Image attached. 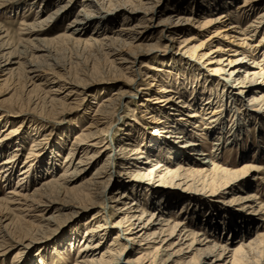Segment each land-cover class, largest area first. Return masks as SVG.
I'll use <instances>...</instances> for the list:
<instances>
[{
  "label": "bare ground",
  "instance_id": "bare-ground-1",
  "mask_svg": "<svg viewBox=\"0 0 264 264\" xmlns=\"http://www.w3.org/2000/svg\"><path fill=\"white\" fill-rule=\"evenodd\" d=\"M104 1L85 0L84 12L75 16L69 24V30L61 37V40L66 45L73 43L79 49H90V51L96 49L108 56L112 52V56H121L122 63H127V58H122L123 55L119 54L124 52V48L143 38L135 30L140 25H122L115 32L117 33L115 38H108L107 35L103 39L94 37L98 33L103 34L105 31H110L112 27V23L103 20V18L110 19L111 16L102 18L94 16V13L98 11V5L106 3ZM128 1L126 0V2ZM145 1L149 0H137L139 3L134 6L131 3V12L134 14L141 13L143 18H147L154 6L151 3L148 6ZM236 1L193 0L191 1L192 7L189 5V7L182 9V6L177 5L168 19H165L162 23L167 27H165L167 30L173 29L176 32H181L178 38L184 39L182 34H185L190 23L194 22V18L190 15L199 18L197 29L204 32L209 31L216 24L213 19L214 15H220V19L228 18L232 20L233 24L237 25L233 27L235 30L230 33V38L241 43L238 44L237 48L230 47L231 49L224 50L230 52L235 48V55L238 56H230L229 64L224 67H230L228 69L230 75H238L241 68L245 67L241 64L242 59H255L258 54H263L264 58V46L257 47L252 42L253 35L264 32V2L262 0H244L243 3H237ZM112 2L113 0L109 2L110 5H112ZM126 2L116 3L112 6V11H123ZM62 7H65V5L53 14L56 16L51 15L47 19H40L28 25L26 28L27 34L32 35L35 31L42 30L47 26V23H51L53 20L56 21L57 14ZM194 7L195 9H193V13L191 11L189 17L184 16L188 9ZM260 9L263 10L258 13V17L251 21L252 23H249L250 25L248 24L247 28H242L240 18L247 20ZM219 11L223 12L217 14ZM125 21L126 19L122 20V22ZM92 27L94 32L96 30L98 32H95L88 40H81L79 37L87 33L88 29ZM4 34L6 33L0 28V72L7 71V75L12 79L16 75V71H22L26 84L28 82L35 84V81L42 78L40 71L37 69L38 67L36 68L37 65H34L36 56L42 54L41 57L49 58L51 53L44 46V43H41L45 41H38V44L31 45L30 41L21 40V49L17 47L13 49L8 40L5 41L7 35ZM183 41L186 42V40ZM189 41L190 39L187 43ZM225 47H229V45H225ZM149 51H152V49ZM111 62L114 64L113 61ZM14 65H17L19 70L14 69ZM263 66L264 59L261 64L256 63L246 69V72H249V79L247 78L241 82L244 91L239 93L255 94L258 90H261V98L250 97L252 102L258 105H264ZM158 71L160 74L164 73V75H160L162 77H159V92L167 95L161 101L172 105L174 100H178L177 105L182 104V106L176 105V110L171 114H162L163 112L160 114L161 110H158V118L156 117L155 120L159 121L160 126L156 129V140L147 141L144 135L135 130V133L129 131L123 134H127V137L131 136L130 138L121 136L116 142H107L101 150H96V145L89 144L95 140L96 135L83 134L81 130L79 136L75 138L76 141L70 144L69 147H65L68 148L69 152L65 156L60 176H56L55 180H51L36 189L34 194L39 199H33L32 201L28 200V195H21V192L28 191V183L33 182L31 174L36 172L38 168L45 170L47 175L51 170L54 173L56 169L54 168L55 160H49L50 163L44 160L42 167L37 166V169L34 167L33 170L31 165L33 152L30 153L18 176V185L20 184V186L9 192L5 198L0 199V214L4 211L19 212L16 226L8 223L3 227L2 222L0 223V248L5 249L4 247L7 245L5 242L8 240L12 242L14 239H18V242H20L31 235L26 233L17 237V233L14 231H16V228L19 229L20 226L30 225L34 232L35 230L44 232L52 221L60 218L56 214L60 215L62 212L68 211L70 206L83 210L100 206L101 210L96 214L94 213L89 221L86 219L80 222L72 232L73 234L61 242L54 253H57V251H63V253L72 251L78 243H82L75 255L74 264H264V233H262V230H257L255 237L250 236L254 228H264V204L257 203L260 198L255 192L245 193V191H250L252 188L251 178L260 175L263 170L253 165L254 163L244 162L240 171L231 172L224 169L226 167L220 166L217 161L225 149L227 150L228 147L233 146L240 147V150H242L239 160L244 161L250 158L249 152L257 157V160H262L263 153L258 149L251 150L246 143V137L250 131V123L263 124L264 117L257 114V111H249L248 109H251V106L249 107L246 103L244 105L242 99L239 100L231 94L228 98L225 97V93L223 91L220 93V90L216 87L205 86L200 89L199 84H197L198 88L190 84L188 89L189 82L187 88L184 86L185 82L178 83L181 88L184 87L183 89L190 92L188 95H184L179 90L181 88L171 82L172 77L168 76L170 75L168 72L162 69H158ZM151 74L153 73H147L148 79L158 78L152 77ZM166 81L167 87L162 85ZM183 81L185 80L183 79ZM229 90L231 91L232 88H227L228 93H230ZM122 97L126 98L125 95ZM122 97L120 96L116 100L119 107L124 102ZM54 100L52 98L51 103ZM113 102L114 100L106 99L100 102L99 107L103 108L99 112L106 119L111 114L108 112L116 113L117 111V107L113 105ZM163 118L165 121L161 120ZM113 126L112 123L106 129L107 135L112 131ZM8 135L5 139L8 138ZM259 135V147L262 148L263 130L259 132ZM80 137L82 138L78 140ZM204 141H207V143L204 144ZM209 143L212 144V149L208 151L205 150L204 145L208 146ZM1 146L0 181L4 178L5 182H8L11 181L14 165L17 161L18 154L16 155V152L24 149V145L22 140H18V150H14L6 159H2L6 155V151ZM5 147L8 148L9 144ZM256 147L258 146H254V148ZM102 154H106L105 161L95 171L93 177H90V180H84L83 182H87L81 183L83 185L78 187L74 185L70 189V185L76 184L91 173L90 171L94 169ZM188 161L193 165L188 164ZM116 164L119 165L120 168H118L121 173L116 172ZM174 165H176L175 169ZM144 166H147L146 173H142ZM118 175L136 176L137 178L151 180L153 183L168 181L178 186L215 188L212 190L222 189L226 194L219 197L220 200L216 203L209 202L199 207L196 202L190 199H181L172 196L168 192L161 193V191L152 187L149 191L146 188L143 189L144 187L139 186V184L130 185L128 182L120 180ZM43 176L41 173V177ZM111 184L116 186V192L113 194L115 196L113 197H110L108 193ZM19 189L21 191H18ZM122 190L125 191L122 192ZM234 192L237 193V196H233L231 201L228 202L237 201L241 208L233 212L231 209L223 207V204L228 199L226 195ZM61 196H64V198L59 200L58 206L52 207V201L58 200ZM126 200L131 202L126 208L121 209L118 208V205H112L115 211L122 213V218L115 224L110 225L107 222L108 219H104L105 216L103 215L106 204L110 201H112L111 203L122 204ZM39 209L41 211H38ZM49 211H52L54 215L44 220L43 213ZM35 212H41L42 215H34ZM75 212H73V215ZM43 222H47V225L41 226ZM84 227L86 229L81 235V229H84ZM113 232L115 233L114 243L103 247L104 245H101L102 240H105ZM80 237L81 240L79 241ZM239 238L242 241L238 243L237 248H234L233 245L237 243L236 240ZM220 239H224L226 244L222 245ZM116 241L120 243L125 241L124 250H126V247L128 248V244L133 243L135 248L132 252L135 255L124 262L122 258L124 252H118L121 245ZM16 258H19L18 255L15 256ZM36 264L46 263L43 258H40Z\"/></svg>",
  "mask_w": 264,
  "mask_h": 264
},
{
  "label": "rangeland",
  "instance_id": "rangeland-1",
  "mask_svg": "<svg viewBox=\"0 0 264 264\" xmlns=\"http://www.w3.org/2000/svg\"><path fill=\"white\" fill-rule=\"evenodd\" d=\"M111 1L112 0H105L104 2L107 4L98 5V11L94 13V16L99 18L111 16L110 19L103 18L104 21L106 20L105 22L112 23L110 31H105L103 34L98 33L96 36L94 34L98 32V30L94 32L92 27L79 38L81 40H88L93 35L94 37H98V39L106 38L105 35H107V37L109 36L108 38H115L117 34L115 32H117L122 25H140V27H136L135 30L143 38L140 41L134 42L129 47L124 48V52L119 54L123 55L122 58H127V63H122L121 56H112V52L110 56H108L96 49H94V51H90V49H79L75 47L73 43L66 45V43L61 40V37L69 30V24L73 21L75 16L84 12L83 6L85 0H0V28L6 33L4 35H7L5 41L8 40L13 49H16V47L21 49V40L30 41L31 45L38 44V41H45L41 43H44V46L51 52L49 58L41 57L42 54L36 56L34 65H37L36 68L38 67L37 69L40 71L39 73L42 75V78L35 81V84H32V82L26 84L23 77L24 73L22 71H16L19 70L17 65L13 66V68L16 69V75L12 79L7 75V71L0 72V145H2L1 148L6 151V155L3 156L2 159H6L14 150H18V140H22L24 145V149L16 152L18 157H16L17 161L14 165L11 181L5 182L4 178L0 181V199L5 198L9 192L14 191V189L20 186V184L18 185L19 173L25 166V161H27L29 154L33 152L31 160L33 170L34 167L36 169L37 166L42 167L41 165H44V160H55L54 168L56 169L54 173L51 170L47 175L45 170L38 168L36 172L31 174L33 182L31 184L28 183V191L21 192V195H28V200L31 201L33 199L38 200L39 197H36L34 194L35 190L41 187V185L55 180L56 176H60L64 166L65 156L69 152L68 148L65 147H69L70 144L76 141L75 138L79 136L78 134L81 130L83 134L91 133L92 135H96L95 140L89 143L96 145V150H101L102 146L107 142H116L121 136H123V138H130L131 136L127 137V134L123 135L125 132L129 131H131V133H135V130L140 132V134L146 137L147 141L156 140V129L160 126L159 121L157 122V120H155L156 117L158 118V110H161L160 114L162 112V114H171L176 110L178 102V100H174V103L172 102L171 105L161 101L163 97L167 95L159 92V77H162L160 75H164V73L160 74L159 71L157 72L158 69L168 72V74H170L168 76L172 77L171 82L177 84L178 88H181L178 83L184 82L186 88L189 82L188 89L190 88V84H193L196 88H198L197 84H199L200 89L205 86L216 87L220 90V93L222 91L225 93V97L228 98V96L234 95L235 98L239 100L242 99L244 105L246 103L249 107L251 106V109H248L249 111H257V114L264 117V105L254 104L252 99H250V97L252 98L253 96L261 98V90H258L255 94H239L240 91H244L241 82L245 81L247 78L249 79V72L247 73L246 69L250 68L249 66H254L256 63L261 64L264 59L263 54H258L255 59H242L241 64L245 67L241 68L238 75H230L228 72L230 67H224L229 64L230 56L238 57L235 55L234 49L241 43L236 39L230 38V33L235 30L233 27L237 25L233 24L232 20L228 18L220 19V15H214L213 19L216 21V24L209 31L204 32L197 29L199 18L190 15L191 11L193 13L195 7L190 10L188 9L184 16L189 17L190 15V17L194 18V22L190 23L188 31L182 34L184 35V39H181L178 38L181 32H176L173 29L167 30V27L162 21L168 19L177 5L182 6V9L187 8V6L189 7V5L192 7L193 4L191 1L193 0L145 1V3H148V6L151 4L154 6L147 18H143L141 13L134 14L131 12L132 6H130V4L132 3L131 5L133 6L136 4L138 5L139 2H137V0H127L128 2H126V0H113L112 5H110L109 2ZM262 1L264 2V0ZM119 2H126V7L123 8V11H112V6ZM236 2L243 3L244 0H237ZM63 5H65V7L60 9L56 21L53 20V22L47 23V26L40 31H35L32 35L27 34L26 28L28 25L40 19H47L55 14ZM262 10L263 9H260L254 12L247 20L240 18V25L242 28H247V25L249 23L251 24V21L258 17V13ZM222 12L223 11H219L217 14ZM123 19H126V21L122 22ZM189 39L190 41L187 43ZM183 40H186V42ZM252 40L255 46H264V32L253 35ZM225 45H229V47H225ZM230 47L235 48L230 52L224 51L225 49H231ZM150 49H152V51H149ZM111 61H113L114 64H112ZM262 68H264V66ZM149 72L153 73L151 74L152 77L158 78L148 79L147 73ZM183 79L185 81H183ZM162 85L167 87V81L166 83L163 82ZM229 87L232 88L231 91L229 90L230 93L227 91ZM183 88L179 89L181 93L188 95L190 92ZM123 95H125L126 98L122 97ZM120 96L124 98V102L122 100L123 105L120 104L119 107L116 100H118ZM52 98L55 99L53 103H51ZM105 99L114 100L115 103L113 102V105L117 107L116 113L108 112L111 114L107 119L99 112L100 109L103 108L99 107L101 105L100 102ZM177 106L181 107L182 104ZM160 114L159 116L162 117ZM161 120L163 121L164 118ZM112 123L114 125L111 129L112 131L107 135L105 131ZM250 126V131L246 137V143L251 150L258 149L264 155V136L262 148L259 147L258 142V136H260L259 132L262 130L264 132V122L263 124L256 125L252 122ZM8 133L10 134L8 135ZM7 135L8 138L5 139ZM81 138L82 137L78 140ZM9 141L11 142L9 143ZM205 143H207V141H204V144ZM8 144L9 147L6 148L5 145ZM254 146L258 147L254 148ZM204 147L205 150L209 151L212 149V144L209 143L208 146L204 145ZM96 150L94 149V151ZM241 151L240 147L237 146L228 147L217 160L218 164L222 167H226L224 169L231 172L240 171L243 168L244 162L254 163L253 165L262 168L263 172H261L260 175H256V177H252V180H250L252 190H247L245 193L255 192L258 198H260L257 200V203L264 204V157L262 160H257V157L253 156V154L248 151L250 158L242 161L239 160ZM105 158L106 154L100 155L95 165L96 168L94 167V169L90 171L91 173L76 184L70 185V189H72L74 185L75 187L76 185L77 187L83 185L81 183H86L87 181L83 182L86 179L90 180V177H93V174L96 173L95 171L103 165ZM187 163L191 164L189 161ZM192 165L193 163L191 166ZM171 166L173 167V165ZM175 166L176 165H174V169ZM118 167L119 165L116 164V172L121 173V170H119L120 167ZM146 172L147 166H144L142 173ZM41 173L42 176L44 175L43 177H41ZM118 177L120 180L128 182L130 185L139 184V186L144 187L143 189L146 188L149 190L150 187H152L161 191V193L168 192L172 196L181 199H190L196 202V205L199 207L209 202L212 204L216 203L220 200L219 197L226 194L222 189L212 190L215 188L178 186L168 181L153 183L151 180L137 178L136 176L132 177L130 175H118ZM108 189L109 196H115L113 194L116 192V186L111 184ZM18 191H21V189ZM124 191L125 190H122V192ZM233 196H237V193L234 192L226 195L228 199L224 203L225 205L223 204V207L231 209L234 212L239 210L241 206L237 201L228 202L229 200L231 201ZM62 198H64V196L59 197L58 200H53L51 206H58L60 203L59 200ZM111 202L112 201L106 204L103 215L105 216L104 219H108L107 222L113 225L122 218V213L120 211H115L112 205H118V208L123 209L128 207L131 202L130 200H126V202L122 204ZM68 209V211L62 212L60 215L56 214L60 218L56 221H52V223L47 226L48 228H43L45 229L44 232H38V230L34 232L30 225L20 226L19 229L16 228L14 232L17 233H15L17 237L26 233H30L31 235L22 239L20 242H18V239H14L12 242L9 240L5 242L7 243L4 247L5 249L0 248V264H36L39 262L40 258H43L46 264H74L75 255L78 253L82 243H78L74 250L66 253H63V251L54 253V251L58 249L61 242L68 239V236L73 234L72 232L78 227L80 222L86 219L89 221V218H91L94 213L96 214L101 210V208L99 206L88 210L77 208L76 210L70 206ZM38 211L41 210L39 209ZM74 211L76 212L73 215ZM18 213V211H4L1 213L0 223L2 222V226L4 227L8 223L15 224L16 226ZM33 214L42 215L41 212H35ZM43 215L44 220H47L54 215V213L49 211L43 213ZM46 223L47 222L41 223V226L47 225ZM85 229L86 227L81 229V235L84 233ZM257 230H262V233H264V228H254L250 235L252 238L253 236L255 237ZM114 237L115 233L113 232L108 235L105 240H102L101 245L106 247L114 243ZM80 240L81 237L79 238V241ZM241 241V238L237 239V243L233 245L234 248H237L239 246L238 243ZM116 242L121 245L118 252H124L122 257L124 262L135 255L132 252L135 248L133 243L128 244V248L126 247V250H124L125 241L121 243L119 241ZM220 243L222 245L226 244L224 239H220ZM16 255H18L19 258L15 259Z\"/></svg>",
  "mask_w": 264,
  "mask_h": 264
}]
</instances>
